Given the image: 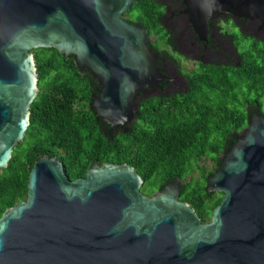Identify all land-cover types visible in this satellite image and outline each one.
I'll list each match as a JSON object with an SVG mask.
<instances>
[{
    "label": "water",
    "instance_id": "water-1",
    "mask_svg": "<svg viewBox=\"0 0 264 264\" xmlns=\"http://www.w3.org/2000/svg\"><path fill=\"white\" fill-rule=\"evenodd\" d=\"M136 0H0V169L29 126L33 50L73 55L99 83L90 107L127 132L134 97L163 80L148 30L123 17ZM206 23L231 15L264 24V0H184ZM235 142L206 177L222 198L209 221L179 198L176 178L147 195L128 163L94 162L70 179L56 157L33 164L25 200L0 216V264H264V112L247 110Z\"/></svg>",
    "mask_w": 264,
    "mask_h": 264
},
{
    "label": "trees",
    "instance_id": "trees-1",
    "mask_svg": "<svg viewBox=\"0 0 264 264\" xmlns=\"http://www.w3.org/2000/svg\"><path fill=\"white\" fill-rule=\"evenodd\" d=\"M160 13L158 0H136L123 17L159 36ZM242 49L240 67L196 72L187 94L143 98L132 127L117 133L90 107L96 78L80 70L73 55L34 49L39 92L23 140L0 169V216L25 200L29 172L46 155L63 162L70 179L83 177L94 162L128 163L143 178L146 194L180 178L179 198L209 221L222 194L206 190V177L235 142L231 133L246 125L247 108L264 110V47L254 41Z\"/></svg>",
    "mask_w": 264,
    "mask_h": 264
},
{
    "label": "flooded vegetation",
    "instance_id": "flooded-vegetation-1",
    "mask_svg": "<svg viewBox=\"0 0 264 264\" xmlns=\"http://www.w3.org/2000/svg\"><path fill=\"white\" fill-rule=\"evenodd\" d=\"M158 4L162 31L159 36L148 32V36L163 80L134 97V103L139 108L141 100L149 96L187 94L192 86L190 76L200 70L208 71L214 66L227 69L240 67L242 48L254 41L264 47V24L259 20L215 15L202 24L185 12L184 0H158ZM247 109L252 113L259 112L254 105ZM111 129L117 133L122 128Z\"/></svg>",
    "mask_w": 264,
    "mask_h": 264
},
{
    "label": "rangeland",
    "instance_id": "rangeland-1",
    "mask_svg": "<svg viewBox=\"0 0 264 264\" xmlns=\"http://www.w3.org/2000/svg\"><path fill=\"white\" fill-rule=\"evenodd\" d=\"M131 16H132V14H130ZM155 34V33H154ZM161 34V33H160ZM155 39V37L154 36H152V40H154ZM156 42H158V41H156ZM142 189V188H141ZM143 193H145L144 191H143V189L141 190ZM146 194V193H145Z\"/></svg>",
    "mask_w": 264,
    "mask_h": 264
}]
</instances>
